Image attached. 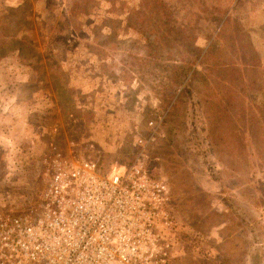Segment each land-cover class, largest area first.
<instances>
[{
  "label": "rangeland",
  "instance_id": "rangeland-1",
  "mask_svg": "<svg viewBox=\"0 0 264 264\" xmlns=\"http://www.w3.org/2000/svg\"><path fill=\"white\" fill-rule=\"evenodd\" d=\"M169 187V264H264V0H0V216L56 160Z\"/></svg>",
  "mask_w": 264,
  "mask_h": 264
},
{
  "label": "built area",
  "instance_id": "built-area-1",
  "mask_svg": "<svg viewBox=\"0 0 264 264\" xmlns=\"http://www.w3.org/2000/svg\"><path fill=\"white\" fill-rule=\"evenodd\" d=\"M37 211L0 216V264H169V187L140 161L56 160Z\"/></svg>",
  "mask_w": 264,
  "mask_h": 264
}]
</instances>
